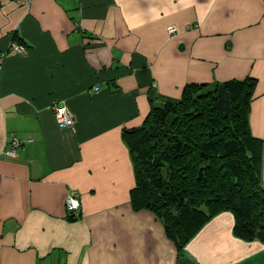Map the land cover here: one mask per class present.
<instances>
[{
    "label": "crops",
    "instance_id": "obj_1",
    "mask_svg": "<svg viewBox=\"0 0 264 264\" xmlns=\"http://www.w3.org/2000/svg\"><path fill=\"white\" fill-rule=\"evenodd\" d=\"M247 77L250 130L264 142V0H0V264H264V244L234 237L229 212L178 253L155 214L131 207L121 136L151 96ZM12 137L22 144L10 158Z\"/></svg>",
    "mask_w": 264,
    "mask_h": 264
},
{
    "label": "trees",
    "instance_id": "obj_2",
    "mask_svg": "<svg viewBox=\"0 0 264 264\" xmlns=\"http://www.w3.org/2000/svg\"><path fill=\"white\" fill-rule=\"evenodd\" d=\"M256 84L247 77L188 84L176 100L151 96L144 122L122 130L131 207L155 214L178 253L223 212L233 216L234 237L264 244V142L249 125ZM77 219L67 211L68 221Z\"/></svg>",
    "mask_w": 264,
    "mask_h": 264
},
{
    "label": "built area",
    "instance_id": "obj_3",
    "mask_svg": "<svg viewBox=\"0 0 264 264\" xmlns=\"http://www.w3.org/2000/svg\"><path fill=\"white\" fill-rule=\"evenodd\" d=\"M13 1L18 6H28L31 2V0H13ZM175 32H176V28L174 26H169L167 28L168 34L173 35ZM10 51L16 53H23L25 50L20 43L13 42L10 46ZM53 113L59 127L61 128L72 127L74 123V117L72 113L69 110H67L65 107L54 106ZM21 144L22 142L18 138L12 137L5 144L4 155L10 158L15 157L17 151L21 147ZM65 203H66V210L68 212H71L75 215L78 214L80 209V197L76 191L71 190L69 192V194L66 197Z\"/></svg>",
    "mask_w": 264,
    "mask_h": 264
}]
</instances>
